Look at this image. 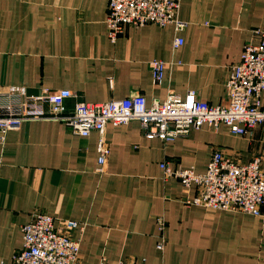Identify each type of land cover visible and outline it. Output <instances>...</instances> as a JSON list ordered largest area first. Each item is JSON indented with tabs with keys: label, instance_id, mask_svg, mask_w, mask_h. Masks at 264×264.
I'll return each instance as SVG.
<instances>
[{
	"label": "crops",
	"instance_id": "0c3cea01",
	"mask_svg": "<svg viewBox=\"0 0 264 264\" xmlns=\"http://www.w3.org/2000/svg\"><path fill=\"white\" fill-rule=\"evenodd\" d=\"M108 7V0H0V87L24 86L30 94L70 90L69 110L80 100L133 94L150 105L190 90L227 106L231 68L264 28V0H181L184 30L129 26L113 41ZM178 38L184 43L176 48ZM155 60L165 63L160 83L152 73ZM100 140L97 131L75 134L52 119L0 131V264L22 247V226L36 213L84 226L71 232L80 238L82 264H264V214L190 203L197 187L166 178L162 168L168 162L205 172L216 150L249 162L262 149L264 127L251 138L226 124L204 125L166 142L147 136L138 120L110 123L103 171Z\"/></svg>",
	"mask_w": 264,
	"mask_h": 264
},
{
	"label": "built area",
	"instance_id": "2783aa9c",
	"mask_svg": "<svg viewBox=\"0 0 264 264\" xmlns=\"http://www.w3.org/2000/svg\"><path fill=\"white\" fill-rule=\"evenodd\" d=\"M108 1L106 22L113 41L129 26L175 24L177 30L187 27L178 16L181 0ZM257 33L259 40L248 42L241 60L231 68L227 106L211 105L200 100L195 90H190L186 95L170 93L164 100L156 99L150 105L144 95L133 94L99 103L80 100L69 110L65 100L73 95L70 90L43 87L38 93L30 94L24 86H3L0 87V131L4 134L35 119L60 120L73 133L83 136L97 131L101 135L100 171L107 160L104 133L110 123L120 125L138 120L147 136H157L166 142L204 125L218 130L222 124L228 125L234 134L252 138L258 127H264V28H259ZM183 43L184 39L178 38L175 47ZM151 67L155 82H162L165 63L155 60ZM43 103L49 105L47 111L41 107ZM162 168L166 178H177L187 187H197V196L190 203L218 210L264 214V141L261 151L249 162L216 150L205 172L172 168L168 162H163ZM158 223L164 231L165 218H158ZM77 228L84 229L77 220L36 213L22 226V247L14 253L11 262L1 264H82L80 238L71 233ZM162 238L159 247L163 249L165 240ZM100 264H107L106 260Z\"/></svg>",
	"mask_w": 264,
	"mask_h": 264
}]
</instances>
